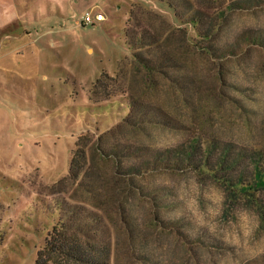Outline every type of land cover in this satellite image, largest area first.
<instances>
[{
  "label": "rangeland",
  "instance_id": "obj_1",
  "mask_svg": "<svg viewBox=\"0 0 264 264\" xmlns=\"http://www.w3.org/2000/svg\"><path fill=\"white\" fill-rule=\"evenodd\" d=\"M11 1L18 19L0 29V264H34L60 209L87 197L59 184L86 132L103 134L106 152L118 148L121 171L158 161L134 175L140 192L122 209L112 195L94 201V240L108 244L110 264H264V191H227L199 172L195 154L182 163L196 138L217 143L210 166L225 146L241 155L235 173L264 152V0H189L218 22L208 55L168 37L169 23L183 27L188 15L176 21L164 1ZM87 10L103 20L82 25ZM126 29L156 34L180 64L143 83ZM178 73L185 82H174ZM188 81L196 93L183 100Z\"/></svg>",
  "mask_w": 264,
  "mask_h": 264
},
{
  "label": "trees",
  "instance_id": "obj_2",
  "mask_svg": "<svg viewBox=\"0 0 264 264\" xmlns=\"http://www.w3.org/2000/svg\"><path fill=\"white\" fill-rule=\"evenodd\" d=\"M160 1H164L172 7L174 11L172 18L174 16L176 21L180 20L183 14L188 15L187 20L181 21L184 23L183 27L175 21L173 24L169 23L168 37L172 36L174 41H179L189 51H200L208 55L211 50L204 45V42L213 38V34L217 31L218 22L211 19L207 20L203 11L194 9L189 0H179L182 3L185 2L184 13H180L171 0ZM130 12H132V8L129 9ZM127 30L125 31L126 43L128 47L134 50L130 54L131 61L135 65V71L142 73L141 81L143 83L148 82L153 77L158 67L180 64L178 58L169 52V47L162 43L156 34L154 35L148 30L146 34L142 32L139 35L136 33L129 34ZM144 52L148 54V58L145 57ZM220 57L224 58V55ZM108 77L112 78L111 76ZM175 77L177 78L174 79V82L181 83L182 80L185 82L186 77L183 76V73H178V76ZM99 81L103 80L98 79ZM187 83L189 94L185 95L183 100L191 95L193 89L196 93L192 82L188 81ZM181 91L184 92L182 87ZM194 92L193 100L197 96ZM121 124L131 127L137 123L134 119L123 117ZM93 134L86 132L77 136L68 175L59 182L65 188L74 187L73 190H79L87 197L85 199L70 197L67 203L70 202L75 208L64 206L60 209V213L61 210L63 211L62 216L58 215V219L47 232L44 244L36 252L34 264H110V247L104 242L94 240V208L98 209L95 202L98 198L112 195V199L110 197L108 199L122 209L124 198L140 192V187L133 179L134 175L145 172L148 170L147 165L154 167L158 162L156 158H153L150 159L153 161H149L147 165H137V171H121V159L115 156L118 153L116 151L118 148L115 147V150L106 152V149L104 150L99 144L104 135L97 134L94 139ZM217 146L215 141L210 143L201 142L199 138L193 139L183 148L185 158L182 163L189 161L195 154L198 156L196 165H198L199 172L218 181L227 191L239 192L244 195H251L254 191H264V152L261 150L251 151L242 169L235 173L232 171L233 166L238 164L242 156L237 154L230 157L229 146L218 150L216 160L211 166L208 164V156L217 150ZM100 163L103 164L102 169L98 167ZM120 178L121 180H119ZM76 205L87 206L91 211H88L86 207L82 216L77 217L74 214ZM263 208L264 205L257 206L261 218L264 216Z\"/></svg>",
  "mask_w": 264,
  "mask_h": 264
},
{
  "label": "crops",
  "instance_id": "obj_3",
  "mask_svg": "<svg viewBox=\"0 0 264 264\" xmlns=\"http://www.w3.org/2000/svg\"><path fill=\"white\" fill-rule=\"evenodd\" d=\"M14 3L11 0H0V29L10 23H13L14 20L18 19V13L13 10ZM8 37L7 33H4L3 36H0V42Z\"/></svg>",
  "mask_w": 264,
  "mask_h": 264
},
{
  "label": "built area",
  "instance_id": "obj_4",
  "mask_svg": "<svg viewBox=\"0 0 264 264\" xmlns=\"http://www.w3.org/2000/svg\"><path fill=\"white\" fill-rule=\"evenodd\" d=\"M104 16L101 13H94L92 10H87L80 16L82 25H92L95 21L103 20Z\"/></svg>",
  "mask_w": 264,
  "mask_h": 264
}]
</instances>
